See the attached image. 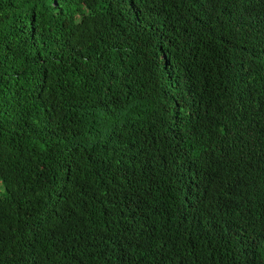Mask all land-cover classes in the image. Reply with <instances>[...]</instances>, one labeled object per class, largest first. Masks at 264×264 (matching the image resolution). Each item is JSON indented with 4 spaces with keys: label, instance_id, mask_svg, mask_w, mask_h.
I'll list each match as a JSON object with an SVG mask.
<instances>
[{
    "label": "trees",
    "instance_id": "trees-1",
    "mask_svg": "<svg viewBox=\"0 0 264 264\" xmlns=\"http://www.w3.org/2000/svg\"><path fill=\"white\" fill-rule=\"evenodd\" d=\"M0 264H264V0H0Z\"/></svg>",
    "mask_w": 264,
    "mask_h": 264
}]
</instances>
